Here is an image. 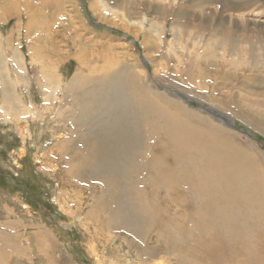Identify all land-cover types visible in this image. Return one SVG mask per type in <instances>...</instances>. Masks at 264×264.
Listing matches in <instances>:
<instances>
[{
  "label": "rangeland",
  "instance_id": "obj_1",
  "mask_svg": "<svg viewBox=\"0 0 264 264\" xmlns=\"http://www.w3.org/2000/svg\"><path fill=\"white\" fill-rule=\"evenodd\" d=\"M103 1L117 12L103 10L99 0H0L1 262L217 264L203 245L186 240L185 218L175 216L185 210L177 187L166 192L159 184L141 183L144 200L155 204L157 194L156 205L167 213L161 211L146 229L140 221L124 220V180L113 179L118 187L111 186L94 166L84 165L87 149L81 144L93 123L88 113L79 114L75 95L82 86L81 102L88 94L98 101L103 92L101 102L120 103L119 90L110 94L102 75L122 77L129 91L124 83L141 74L153 90L146 96L185 125L199 119L233 130L263 173L264 0ZM221 49L229 53L227 61L219 57ZM53 73L62 81L54 91L56 83L48 84ZM77 76L86 80L74 84ZM67 85L73 98L67 89L63 96ZM137 101L130 109H115L136 121L131 111L136 115ZM199 105L223 114L231 125ZM174 237L176 243L169 244ZM159 248L153 258L150 253Z\"/></svg>",
  "mask_w": 264,
  "mask_h": 264
},
{
  "label": "bare ground",
  "instance_id": "obj_2",
  "mask_svg": "<svg viewBox=\"0 0 264 264\" xmlns=\"http://www.w3.org/2000/svg\"><path fill=\"white\" fill-rule=\"evenodd\" d=\"M99 1L103 3L101 5L103 10L117 12L115 9L107 7L103 0ZM144 20L145 18L138 22L139 27ZM155 31L159 35L160 27L157 26ZM194 43L196 44V42ZM225 49H221L219 54V57L224 60L229 55ZM233 54L234 57L237 55ZM196 55L198 56L197 52ZM77 60L82 61L83 59L77 56ZM41 64L46 65L42 62ZM80 65L83 66L81 63ZM86 73L89 76L94 75L93 70ZM55 74L53 73L50 78L48 76V84L56 83L55 86H51L53 91L57 86H61L62 82ZM102 76L107 77L110 83L107 91L114 95V90H119L121 101L120 103L119 101L112 103L110 100L101 102V97L106 96L101 92L98 101L92 94H88L90 97L81 102L83 97L81 98V95L79 97L78 94L82 91V86L78 88L75 103L77 96L81 105L79 108V104L76 103L79 114L88 113L91 115L89 119L93 123L90 124L92 125V131L88 133L90 135L87 134L89 137H86L84 144H81L83 152L87 149L83 160L84 165L90 164L95 167L102 182L107 181L111 186L118 187L113 183V179L124 180L125 188L121 193L123 197L121 199L125 203L124 220L132 223L140 221V226L143 225L146 229V226L151 227L155 223L156 217L159 220L161 211H164L156 205L157 194L154 200L155 204L152 201L144 200L141 183L150 186L154 183L159 184L162 186L161 188H165L166 192L177 187L183 191L181 202H183L185 210L174 215L180 219L185 218L187 224L183 233L188 242L196 241L200 247L203 245L204 253L213 263L264 264V172L262 173L261 169L256 166L252 155L245 150L246 147L236 140L235 137L238 135L233 130L228 131L199 119L189 122L190 126L185 125L187 124L185 121L179 120L170 110L146 96L153 90L148 87V83L147 86L143 85L141 74L139 77L136 74H131L129 80L124 83L129 87V91L125 89L121 81L122 77L120 79L116 74L113 76L103 74ZM74 78V84L77 82L82 84L86 80V77L79 79L77 76ZM66 87L63 96L66 95V89L67 94L72 93L70 86ZM212 89L215 95L216 87L213 85ZM177 94L182 95L179 92ZM70 96L73 98V94ZM182 97L189 101V98L183 95ZM133 99L138 101L133 103L136 106L133 105L136 115L131 111L136 121L131 122L127 119L129 113L126 116H121L122 110L115 108L121 106L125 110L127 107L130 109ZM88 106L95 107V110L90 111ZM199 106L211 117L227 119L223 123L227 126L231 125L223 114L215 112L211 107ZM59 115L61 116L62 113ZM88 116L85 117L88 119ZM90 125H86L87 128ZM246 146L250 149L249 145ZM92 171L98 174L94 169ZM112 192L110 193L112 196L120 197L114 190ZM168 201L165 202L168 203ZM164 208L167 210L166 207ZM165 220L167 221V219ZM174 220L172 226L177 223ZM176 240L177 237H174L169 244L176 243ZM160 248L155 249L150 255H157ZM1 257L0 253V264H3ZM152 257L154 258V256ZM173 257L175 256L173 255Z\"/></svg>",
  "mask_w": 264,
  "mask_h": 264
}]
</instances>
